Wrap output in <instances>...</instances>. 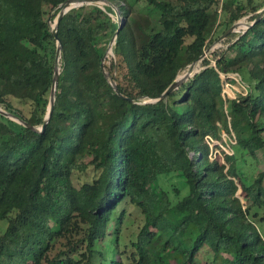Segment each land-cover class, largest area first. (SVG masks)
Masks as SVG:
<instances>
[{
	"label": "trees",
	"instance_id": "16d2710c",
	"mask_svg": "<svg viewBox=\"0 0 264 264\" xmlns=\"http://www.w3.org/2000/svg\"><path fill=\"white\" fill-rule=\"evenodd\" d=\"M66 1L0 0V107L32 126L0 114V264H264V171L247 184L238 168L239 154L264 153V17L253 24L264 2L105 0L106 12L79 2L59 21ZM114 7L125 23L103 72ZM247 16L216 66L204 60L158 101ZM220 74L240 75L249 94L226 102ZM13 101L29 102V116ZM222 132L237 141L225 164L206 142ZM86 156L96 178L77 188ZM170 174L192 185L175 205L159 184ZM126 205L143 225L121 248Z\"/></svg>",
	"mask_w": 264,
	"mask_h": 264
},
{
	"label": "rangeland",
	"instance_id": "374dc122",
	"mask_svg": "<svg viewBox=\"0 0 264 264\" xmlns=\"http://www.w3.org/2000/svg\"><path fill=\"white\" fill-rule=\"evenodd\" d=\"M239 1L241 3H247L248 0H239ZM255 2L257 4H261L264 2V0H255ZM144 4L145 3L143 0L139 3L140 6L144 5ZM80 5L81 6H83V5L84 6H90V7L96 6V7H99L100 9H102L104 12H106L105 7L109 6V4L103 0H99L96 2L90 1V0H83L82 2L80 1ZM114 9H115L116 14H114V15L109 14V16L118 25L119 24L124 25V23H125L124 18L121 16L120 13H119L120 18H119L118 9L116 7H114ZM248 17L249 16L241 19L239 22L236 23L238 26L236 27L235 32L229 34V35L233 36V39L235 38V35L242 33L247 28ZM215 18L217 21L219 20V16H216ZM150 24H154V23L151 21H148L146 23L147 26H149ZM51 26H52V29H55L57 27V21H54V23H52ZM222 31H223V29H222ZM222 33L223 32H221V28H220L218 30V33L216 36L217 38H215V40L211 41L205 50L206 55L204 57V60L209 61L211 63V65H213L215 63L216 59L221 55V53L226 51L229 47V44H226V38L224 40H221V37H223V35H225ZM112 50H113V46H112V48L108 47L107 52H106L107 57L105 60H109L110 58L113 57V51ZM207 51H209V52H207ZM203 61L194 68V72H193V69L190 68V70L180 74L178 79L184 77L189 72H193V73L199 72L202 69ZM244 84L249 88V86L245 82H244ZM13 103L16 107L21 109L27 116H29L30 110H31V104L29 102L13 101ZM0 110L4 111L1 107H0ZM7 118L15 121V119H13L11 117H7ZM214 141L215 142L212 143L214 148L211 152V157L213 160H217L221 164H225L224 154L227 151L231 152L230 147L232 144L230 143V138L228 137V135L226 133L222 132V141H217V140H214ZM236 147H237L236 145L232 146L234 155L236 154ZM91 160L92 159L90 156H86L80 160V163H83L85 165V168L78 170V171H75L73 174V178H72L73 183L77 188H80L84 184H91L95 180L96 172L94 171L93 165H91V163H90ZM238 168L240 170V173L243 175L246 183L247 184L253 183L257 179L258 175L264 171V153L258 152L257 156L255 158L251 157V156L241 157V154H239L238 155ZM159 184L164 191L168 192L170 200H171L172 204H174V205L177 202H179L180 200H182L184 197L189 195L190 192L192 191V185L186 183L185 180L182 179L178 174H170L167 176H161L159 178ZM239 194H240V192L238 193V197L242 200V202L244 204V201L239 196ZM124 209L126 210L127 218H126L123 226L121 227V232H120L121 248H124L125 246H130V244L133 241H135L136 235L143 225V215L140 213L139 209L135 208L132 205H126L124 207ZM118 215H119V213L116 214V219L112 223L113 228L110 231L111 235L114 234V232H115L114 228L117 227V225H118V222H116ZM259 226H260V228H262L261 225H259ZM263 229H264V226H263ZM128 249H126V250H128ZM129 251H131V250H129ZM203 257H204V255L201 256V258H203ZM202 264H208V262L206 260H203Z\"/></svg>",
	"mask_w": 264,
	"mask_h": 264
},
{
	"label": "water",
	"instance_id": "95a60500",
	"mask_svg": "<svg viewBox=\"0 0 264 264\" xmlns=\"http://www.w3.org/2000/svg\"><path fill=\"white\" fill-rule=\"evenodd\" d=\"M103 1H105V0H103ZM79 2H80V0H68V1H66V3L64 4L63 10L61 11V13H60V15H59V19H58V20L60 21V20L63 18V16L68 12V9H70L73 5L78 4ZM118 16H119V18H120L119 12H118ZM263 17H264V8L260 11L259 16L257 17V19L255 20V22H254L253 24L259 22ZM237 26H238V25L236 24V25H234L232 28H230V29L228 30V32H227L225 35H223V37H221V40H224L229 34L235 32ZM122 28H123V25L119 24V29H118V31L116 32V34L114 35V37L112 38V40H111V42H110V45H109V48H112V46H113V44H114V42H115V40H116V38H117L119 32L122 30ZM53 35L55 36V38H56L57 41H58V49H57V53H56V55H57V59H59V58H60V54H61L62 46H61V42H60V40H59V38H58L57 27H56L55 29H53ZM207 52H209V51H207ZM205 55H206V53L203 54L202 58H201L198 62H196V63H194V64L192 65L191 68L193 69V72H194V68L204 60ZM106 57H107V53L104 55V57H103V59H102L101 68H102L103 72H105V70H104V68H105V67H104V62H105ZM193 72H189V73H187L184 77H182V78H180V79L177 78V79L172 83V85H171V86H170V87H169V88H168V89L162 94V96L158 99V101H160V100H165L166 98H168V97H169V96H170L175 90L178 89L179 86H181V85H182L184 82H186V81H187V80H188L193 74L196 73V72H195V73H193ZM192 73H193V74H192ZM59 76H60V72H59L58 69H56V70H55V77H54V81H53V85H52V89H51L50 113H49V115H48V117H47V119H46V121H45V123H44V125H43V127H42V129H41V131H44V130H45L46 124L48 123V121H49V119H50V116H51V114H52L53 108H54L55 95H56V91H57V88H58ZM115 88H116V86H115ZM0 114L4 115V116H6V117H11V118L15 119L16 121H18V122H20V123H22V124H24V125H26V126L32 128V126L28 125L27 123H25V122H23V121H21V120L15 118L14 116H12V115H10V114H8V113L2 111V110H0Z\"/></svg>",
	"mask_w": 264,
	"mask_h": 264
},
{
	"label": "built area",
	"instance_id": "2783aa9c",
	"mask_svg": "<svg viewBox=\"0 0 264 264\" xmlns=\"http://www.w3.org/2000/svg\"><path fill=\"white\" fill-rule=\"evenodd\" d=\"M213 66H216V62L213 64ZM197 73V72H196ZM222 80H223V98L224 100L231 101L237 99L238 96H247L249 94V88L244 84L243 79L238 74H220ZM230 138V143L232 144L230 147V151L225 152L227 155H234L232 146H235L237 144L236 137L234 134L232 136H228ZM206 142L211 147V152L214 148L212 143H214V139L211 137H206ZM210 159H212L210 155Z\"/></svg>",
	"mask_w": 264,
	"mask_h": 264
}]
</instances>
